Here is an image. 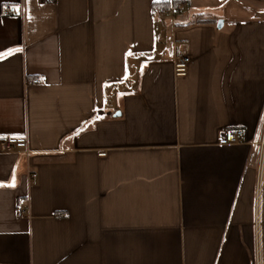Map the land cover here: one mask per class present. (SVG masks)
<instances>
[{
	"label": "crops",
	"instance_id": "1",
	"mask_svg": "<svg viewBox=\"0 0 264 264\" xmlns=\"http://www.w3.org/2000/svg\"><path fill=\"white\" fill-rule=\"evenodd\" d=\"M176 1L0 0V264H264V0Z\"/></svg>",
	"mask_w": 264,
	"mask_h": 264
},
{
	"label": "built area",
	"instance_id": "2",
	"mask_svg": "<svg viewBox=\"0 0 264 264\" xmlns=\"http://www.w3.org/2000/svg\"><path fill=\"white\" fill-rule=\"evenodd\" d=\"M51 0H46V2H50ZM183 5L181 3H174L169 8L165 9L166 13H175L177 10L182 9ZM3 12L5 14H13L17 13V7L15 6H9L4 5ZM174 72L176 76H185L187 75L189 71V63H190V54H189V47L188 45H184L181 47L176 55V58L174 60ZM37 79H33L29 81V83H37ZM244 137V131L239 128H230L225 129L222 133L219 144L221 145H230V144H238L243 141ZM259 145H260V175L262 174V164L264 160V116H263V122H262V129H261V136L259 139ZM28 146V139L25 136H13V137H0V152H10L15 147L26 149ZM105 153H101V155H104ZM35 176V175H33ZM260 192V184L258 188V193ZM259 196V194H258ZM20 214H24L25 211L22 209H19ZM255 264H261V255L258 252L256 255Z\"/></svg>",
	"mask_w": 264,
	"mask_h": 264
},
{
	"label": "trees",
	"instance_id": "3",
	"mask_svg": "<svg viewBox=\"0 0 264 264\" xmlns=\"http://www.w3.org/2000/svg\"><path fill=\"white\" fill-rule=\"evenodd\" d=\"M179 2H181V1L177 0L175 3L178 4ZM170 6H171L170 2L157 3V5L155 4V9L163 11L166 8H169Z\"/></svg>",
	"mask_w": 264,
	"mask_h": 264
},
{
	"label": "water",
	"instance_id": "4",
	"mask_svg": "<svg viewBox=\"0 0 264 264\" xmlns=\"http://www.w3.org/2000/svg\"><path fill=\"white\" fill-rule=\"evenodd\" d=\"M222 23H223V22H222V20H221V21L219 22V26H220V27L222 26Z\"/></svg>",
	"mask_w": 264,
	"mask_h": 264
},
{
	"label": "snow or ice",
	"instance_id": "5",
	"mask_svg": "<svg viewBox=\"0 0 264 264\" xmlns=\"http://www.w3.org/2000/svg\"><path fill=\"white\" fill-rule=\"evenodd\" d=\"M17 11H19V7L17 6Z\"/></svg>",
	"mask_w": 264,
	"mask_h": 264
}]
</instances>
